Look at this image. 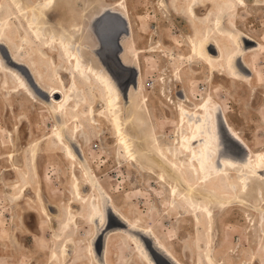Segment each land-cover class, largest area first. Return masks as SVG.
<instances>
[{"label": "bare ground", "instance_id": "obj_1", "mask_svg": "<svg viewBox=\"0 0 264 264\" xmlns=\"http://www.w3.org/2000/svg\"><path fill=\"white\" fill-rule=\"evenodd\" d=\"M159 1L163 6L166 1L169 2L172 11L186 13L190 18V33L186 36V45L178 43V48L183 46L187 48L184 57L190 67L199 64L209 70L208 74L211 78L218 74L234 83L241 81L243 85L244 83L250 85L254 79L259 80L261 73L254 67L253 57L255 58L263 46L251 34L239 30L236 20L233 19V16L237 15L241 9L248 7L246 0ZM55 4L56 0H34L28 3L24 0H0V49H3L8 57L5 59L4 53L0 51V75L3 77V85L8 87L10 92H24L32 102L43 101L52 109L56 118L50 135L52 139L44 137L30 144L26 153L22 155V167H12L20 179L13 185L19 190L17 196L21 197L26 191L29 178L37 176V146L44 144L50 148L56 145L72 168L68 182L70 192L80 201V206L87 211V216L92 223V229L87 235L84 247L75 251L73 259H82L81 262L84 264H154L146 247L136 237L135 234L138 233L153 241L154 249L172 264H225L217 259L213 249V213L216 210L233 207L234 203L243 202L244 196L257 194L258 197L260 195V188L264 187V151L252 150L251 145L229 122L228 113L211 95L203 96L199 102H191L185 81L181 79V69L177 68L176 82L181 85L178 91L184 98H178L179 103H176L171 96L167 104L161 101L157 105L161 112L171 111L173 121L180 132L171 146L164 147L167 153L165 154L154 132V125L158 118L154 113L155 104L151 103L149 96L140 94L143 69L138 53L157 50L137 49V52L131 55V49L123 43L126 37L135 33L127 0L116 1V9L113 6L106 7L94 17L90 29L99 43L92 50L96 60H86L82 46L72 41V35L66 26H54V31L49 29L51 26L47 15ZM253 5L260 6L264 10V0H255ZM201 8H206L207 13L200 17L198 12ZM13 19L22 20L23 33L18 36L20 44L14 41L10 32ZM116 39L119 40L117 47L121 48L120 65L133 70L136 75V81L133 80V84L130 86H128L129 83L126 84L129 88L125 95L95 54L104 47L111 49ZM34 50L39 57L33 56ZM22 51H32V57L26 61L21 56ZM48 52L63 63L53 62L47 57L48 63L42 64L40 59L47 56ZM261 62L264 65V58ZM59 64L61 66H57ZM20 69L31 77L40 94L32 88ZM64 75L68 77V83L64 81ZM166 76L169 75L166 74ZM172 81L173 78L162 77V87L169 88L168 84ZM163 94L165 93L162 92L161 95ZM95 101L101 104L98 110L95 109ZM103 115L107 118L116 146L131 163L137 162L134 138L128 130L133 128L137 132L145 131V136L151 139V142L146 144L150 149V157L154 155L162 157L163 164L178 175V184L182 188L172 185L170 191L167 190L168 202L172 208L180 209L183 204L192 212L190 218L197 228L192 239L195 248L193 262H184L173 251L169 244L173 239H166L164 237L166 235L163 236L153 226L138 223L133 219L135 215L130 217L126 214L125 210L106 193L104 185L95 180V174L84 164L86 155L78 133L83 130L84 122L85 125L86 121L96 123V116ZM220 127L226 129L230 137L240 145L242 150L246 151L244 160L222 153ZM144 141L148 142L146 139ZM4 148L0 146V160L11 159L13 154L5 153ZM228 151L231 154L236 153L234 149ZM168 154L172 158H169ZM76 171H81L82 184ZM158 175L160 181H166L164 174ZM85 187L96 191L97 195L85 197L82 195ZM36 197L41 203L42 215L49 219L50 215L41 200L39 189L36 191ZM106 210L124 224V228L108 229L110 224L106 223ZM69 215L73 217L71 212L67 213V216ZM67 224L65 220L60 226L66 229ZM252 227L260 229L256 223H252ZM100 236L102 251L98 254V250L96 251L94 247V240ZM70 243L71 241L68 240L60 246L59 250L51 251L50 262L64 263L67 260ZM112 246L115 247L113 257L110 255ZM252 262L243 264H252Z\"/></svg>", "mask_w": 264, "mask_h": 264}, {"label": "rangeland", "instance_id": "obj_2", "mask_svg": "<svg viewBox=\"0 0 264 264\" xmlns=\"http://www.w3.org/2000/svg\"><path fill=\"white\" fill-rule=\"evenodd\" d=\"M24 1L28 3L34 0ZM116 1L118 0H56L55 7L50 8L47 15L51 26L49 29L54 31V26H66L72 35V41L82 46L86 60H96L92 50L99 43L90 25L94 17L104 8L113 6L116 9ZM254 2L255 0H246L248 7L233 16L239 30L254 36L263 46L255 58L253 57L254 67L261 73V78L254 79L250 85L246 83L243 85L241 81L234 83L218 74L214 76L215 78H211L208 74L209 70L199 64L194 67L189 66L184 57L187 48L185 46L178 48V43L186 45V36L190 33V18L186 13L172 11L167 1L163 6L159 0H127L134 24L135 39L133 34L126 37L123 43L129 46L131 55L137 52V49L157 50L138 53V56L139 54L141 56L139 60L143 69L140 94L149 96L153 105H156H154V113L158 118L154 132L165 154L167 153L164 147L171 146L180 132L172 114L166 118L165 113L161 112L157 105L163 99L161 96L170 95L172 87H174L172 91L181 87L176 82L177 68L181 69V79L185 81L190 100L199 102L203 96L211 95L228 113L229 122L251 145L252 150L264 151V73H262L264 65L261 62L264 58V10L260 6H254ZM206 8H201L198 12L200 17L207 13ZM12 22L10 31L12 38L20 44L18 36L23 33L22 20L13 19ZM224 27L228 26L224 25ZM31 52L22 51V58L29 60L32 57ZM33 53V56L39 57L36 50ZM46 55L40 59L44 65L49 59L63 63L49 52ZM113 67L116 68V65L114 64ZM117 75L119 76L120 73L117 72ZM164 76L173 78L167 89L161 84ZM63 78L68 83V77L64 75ZM236 85L240 88L238 89ZM162 92L165 94H159ZM174 100L179 103L178 100ZM162 101L167 104V100ZM94 103L95 109L98 110L101 104L97 101ZM55 119L52 109L43 101L32 102L24 92H10L9 88L3 85V77L0 75V146L5 147L3 149L5 153L13 154L11 159L0 160V264H53L49 260L50 252L59 250L68 240L71 241L68 245L70 257L67 255V260L62 264H84L81 262L82 259H73V257L76 250L84 247L92 223L87 211L80 206V201L70 192L68 182L72 168L60 148L56 145L47 148L46 145L39 144L36 161L37 176L29 178L28 187L21 197L17 196L19 190L13 187L20 179L12 167H22V155L26 153L30 144L44 137L52 139L50 135ZM128 130L134 138V148L137 152L135 163H131L116 146L104 115L96 116V123L86 121L85 125L84 122L83 130L78 133L86 155L84 164L95 174V180L104 185L106 193L125 210L126 214L130 217L135 215L133 219L138 223L153 226L163 236L166 235L164 236L166 239H173L169 242L173 251L184 262L191 263L195 251L192 239L197 231L196 225L190 218L192 212L183 204L180 209L172 208L168 202L167 190L170 191L172 185L182 188L178 184V175L163 164L162 157L157 155L150 157V149L146 144L151 142V139L145 136V131L137 132L133 128ZM230 149L234 148L227 145V150ZM167 156L172 158L169 154ZM160 173L164 174L165 182L158 179ZM76 175L82 184L81 171H76ZM38 189L50 215L49 219L41 213V203L36 197ZM82 191L85 197L96 194V191H92L89 187L83 188ZM234 204L232 208L216 210L213 213L214 253L217 259L225 264H243L253 260L252 264H264V187L260 188L258 197L257 194L247 195L243 197V202ZM69 212L73 217L67 216ZM65 220L68 224L66 229H63L60 225ZM252 223H256L260 229L251 228ZM111 249L112 256L115 247L112 246Z\"/></svg>", "mask_w": 264, "mask_h": 264}, {"label": "water", "instance_id": "obj_3", "mask_svg": "<svg viewBox=\"0 0 264 264\" xmlns=\"http://www.w3.org/2000/svg\"><path fill=\"white\" fill-rule=\"evenodd\" d=\"M101 42V40H100ZM119 42L118 39L114 42V45L111 49H107V47H104L103 49H99L98 51L95 52L96 56L98 57L99 61L105 68L106 72L112 77V79L116 82L118 87L121 89L122 93L125 95L128 92V86L130 84H133V80L136 81V75H134L133 70L131 69H126L120 65V59H119V54L121 52V48L117 47V43ZM0 51L4 53L5 59H8L5 51L3 49ZM116 65V68L113 67V65ZM24 76L32 86L34 90L37 91L38 94H40L33 84V80L29 75L22 69ZM117 72L120 73V75H117ZM127 73V74H126ZM127 83L128 86L126 85ZM127 87V88H126ZM220 137H221V151L224 154H229L232 155L238 159L244 160L246 156V151L241 149L240 145H238L237 142H235L232 137H230L229 133L224 129L223 127H220ZM227 145L234 150H236V153L231 154L227 150ZM106 213V223L109 222V227L108 229H112L115 227L118 228H124V224L120 223L116 217H113L112 214H110L107 210L105 211ZM136 237L139 238V240L144 244L146 247V250L148 251L151 259L153 260L154 264H172L164 255H162L160 252L156 251L154 249L153 241L150 239L146 238L145 236H142L141 234L136 233ZM102 236V235H101ZM101 236L96 237L94 240V247L96 248V251L98 250V254L101 253L102 251V242H101Z\"/></svg>", "mask_w": 264, "mask_h": 264}, {"label": "flooded vegetation", "instance_id": "obj_4", "mask_svg": "<svg viewBox=\"0 0 264 264\" xmlns=\"http://www.w3.org/2000/svg\"><path fill=\"white\" fill-rule=\"evenodd\" d=\"M160 94H161V93H160ZM165 95H166V94H165ZM181 95H182L181 92H179L178 90H175V91H172V94L170 93V95H166V97H165V96H161V95H160V96L163 98L162 100L165 101V100H169L168 98L171 97V96L174 97V99H176V100H178V98H180V99L182 98V99H183L184 97H181ZM162 100H161V101H162ZM189 100H190V99H189ZM161 101H160V102H161ZM174 101H175V100H174ZM190 101L193 102L192 100H190ZM162 102H163V101H162ZM151 103H152V102H151ZM163 103H164V102H163ZM152 104H153V103H152ZM191 104H192V103H191ZM165 111H166V112H165ZM162 112L165 113V116H167L166 118H168V116H171V113H169V110H163ZM172 117H173V116H172Z\"/></svg>", "mask_w": 264, "mask_h": 264}]
</instances>
